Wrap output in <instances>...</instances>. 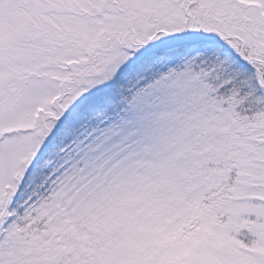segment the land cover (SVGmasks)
<instances>
[{
    "label": "snow or ice",
    "instance_id": "6c2138e0",
    "mask_svg": "<svg viewBox=\"0 0 264 264\" xmlns=\"http://www.w3.org/2000/svg\"><path fill=\"white\" fill-rule=\"evenodd\" d=\"M0 264H264V0H0Z\"/></svg>",
    "mask_w": 264,
    "mask_h": 264
}]
</instances>
